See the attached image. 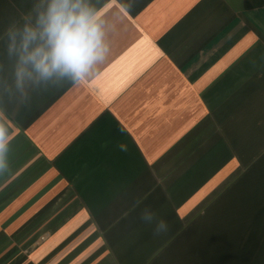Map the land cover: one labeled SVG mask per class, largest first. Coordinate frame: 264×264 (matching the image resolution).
Instances as JSON below:
<instances>
[{
  "label": "crops",
  "instance_id": "0c3cea01",
  "mask_svg": "<svg viewBox=\"0 0 264 264\" xmlns=\"http://www.w3.org/2000/svg\"><path fill=\"white\" fill-rule=\"evenodd\" d=\"M36 3L0 0V264H264V0H91L106 59L20 90Z\"/></svg>",
  "mask_w": 264,
  "mask_h": 264
},
{
  "label": "clouds",
  "instance_id": "9594fccd",
  "mask_svg": "<svg viewBox=\"0 0 264 264\" xmlns=\"http://www.w3.org/2000/svg\"><path fill=\"white\" fill-rule=\"evenodd\" d=\"M34 19L8 30V55L14 58L16 87L68 79L91 78L109 52L106 22L91 0H37ZM10 131L0 119V173L9 168ZM120 149L126 150L121 144ZM140 220L154 225L153 234L168 233L171 225L149 207Z\"/></svg>",
  "mask_w": 264,
  "mask_h": 264
}]
</instances>
